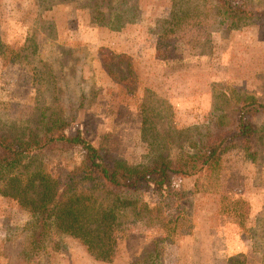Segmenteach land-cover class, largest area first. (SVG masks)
Here are the masks:
<instances>
[{"label": "rangeland", "instance_id": "374dc122", "mask_svg": "<svg viewBox=\"0 0 264 264\" xmlns=\"http://www.w3.org/2000/svg\"><path fill=\"white\" fill-rule=\"evenodd\" d=\"M118 54L110 75L103 61ZM249 97L264 103V21L231 27L214 0H0V133L39 136L67 119L69 134L143 165L231 126ZM253 124L254 156L235 147L169 191L123 192L136 203L114 228L112 263L54 232L35 254L34 217L0 195V264H264V109ZM83 159L56 150L32 166L64 176Z\"/></svg>", "mask_w": 264, "mask_h": 264}, {"label": "trees", "instance_id": "16d2710c", "mask_svg": "<svg viewBox=\"0 0 264 264\" xmlns=\"http://www.w3.org/2000/svg\"><path fill=\"white\" fill-rule=\"evenodd\" d=\"M214 1L231 27L247 20L264 21V10L249 8L244 0ZM125 57L118 54L115 59L105 58L106 72L115 74L113 64L122 71ZM263 109L264 103L249 97L231 126L208 130L201 140L192 142L191 149L177 157H160L149 164L133 166L110 157L103 146L80 131L69 134L72 123L67 119L54 121L39 136L0 133V195L16 200L34 217L30 244L31 249H36L35 254L54 232L77 239L96 261L112 263L117 247L114 228L129 205L136 203L122 193L139 192L150 186L169 191L176 176L192 177L218 170L223 154L235 147L254 156L257 130L253 118ZM75 148L81 149L84 159L65 171L64 176L53 174L40 163L32 166L43 155ZM137 261L133 259L131 264ZM228 264L247 262L232 256Z\"/></svg>", "mask_w": 264, "mask_h": 264}]
</instances>
